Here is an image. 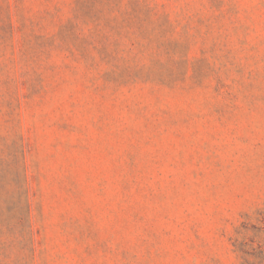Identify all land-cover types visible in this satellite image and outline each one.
<instances>
[{
	"label": "rangeland",
	"instance_id": "rangeland-1",
	"mask_svg": "<svg viewBox=\"0 0 264 264\" xmlns=\"http://www.w3.org/2000/svg\"><path fill=\"white\" fill-rule=\"evenodd\" d=\"M0 264H264V0H0Z\"/></svg>",
	"mask_w": 264,
	"mask_h": 264
}]
</instances>
